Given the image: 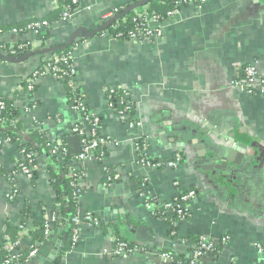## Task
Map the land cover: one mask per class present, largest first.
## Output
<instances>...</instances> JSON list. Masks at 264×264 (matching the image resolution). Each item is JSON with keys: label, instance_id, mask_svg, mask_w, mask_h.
<instances>
[{"label": "crops", "instance_id": "obj_1", "mask_svg": "<svg viewBox=\"0 0 264 264\" xmlns=\"http://www.w3.org/2000/svg\"><path fill=\"white\" fill-rule=\"evenodd\" d=\"M122 4L85 0L54 26L48 41L49 46L72 45L77 87L102 118L107 139L100 161L93 156L69 163L84 174L81 231L61 264H178L164 260L162 252L190 259L193 236L214 242L229 238L220 255L206 254L202 264H263L257 246H264V93L249 94L235 80L236 68L249 64L264 76V0H209L200 9L184 7L175 21L163 25L164 35L154 43L120 42L109 34L84 38L108 23ZM53 8L54 0H0V30L45 18ZM20 37L0 34V42L14 44ZM25 38L36 37L29 33ZM41 63L38 54L0 59V99L18 111L22 136L39 128L51 143L71 135L79 116L69 106L67 86L55 76L41 78L28 90L27 81ZM117 87L131 93L135 114L126 117L129 123L109 104L107 91ZM133 122L141 127L131 128ZM5 128L0 125L3 140ZM138 145L151 161L168 163L178 152L183 161L172 168H148L140 162ZM20 157L17 142L0 147L1 167L11 168ZM224 164L227 170H221ZM56 165L43 152L36 180L15 178L14 199H9L11 182L0 174V246L16 235L27 203L32 223L53 209L57 196L50 174ZM139 184L162 203L198 192L190 203L191 217L176 225V237L153 216ZM88 214L99 220L98 226L85 220ZM60 222L36 257L17 264H40L41 258L51 257L59 242L64 244L70 225ZM113 230L146 250L115 255ZM32 242L30 234L21 250L27 252Z\"/></svg>", "mask_w": 264, "mask_h": 264}, {"label": "trees", "instance_id": "obj_2", "mask_svg": "<svg viewBox=\"0 0 264 264\" xmlns=\"http://www.w3.org/2000/svg\"><path fill=\"white\" fill-rule=\"evenodd\" d=\"M54 1L57 3L58 7L53 9L49 16L45 18H36L27 21L25 24H23L20 27L17 26V27L0 30V34H4V33H9L14 29H19V30L25 29L29 25H33L35 23L41 24V28L39 29L38 34H36V40L40 43V46L36 50H33L31 41L25 38L26 35L30 33L28 31L22 33L20 37L21 39L16 40L14 44H6L0 42V44H2L6 48H11V46H13L14 49L18 50V52H20V54L22 55V58L18 60L26 59L30 56L38 54L42 59L41 66L42 65L44 66V65H49L50 62L53 61L55 56L60 57L65 54L66 55L73 54L72 45L59 44L55 46H49L48 41L50 38L51 30H53L54 26L62 20L64 13L75 10L85 0H79L78 3H74V0H54ZM174 4L175 3L173 0H129V2L123 3L117 9L118 23L116 21H113L105 29H97L95 31L88 32V35L84 38L87 37L89 38L96 35L103 36L105 33H109L112 36H117L121 34L123 35L121 40L127 41L129 40L128 38L129 32L133 31L137 26L136 24L137 14L136 12L130 10L132 6L137 5L136 6L137 9L141 13L146 11L148 13V17L157 15L160 16L161 19H166L167 14L172 9H174L175 7ZM125 18L127 20L126 22L123 21ZM20 47L22 48L19 49ZM0 59L6 60L1 55H0ZM70 63L72 64V61H70ZM60 66L66 69L64 65H60ZM38 69L39 71H42L40 67ZM40 77L43 78L45 77V75H41ZM75 78L66 76L64 80V84L65 86H67L69 91V106H74L77 100H84L77 87ZM126 96H128L129 98H127ZM107 98L109 104L113 106L112 108L116 115H120L124 113L126 114V117H128V116H133L135 114V105L131 98L130 91H124L118 88L117 89L111 88L107 91ZM0 100H3L6 103V110L0 115V117L4 122V126H6L5 129L7 130L8 136L12 138L13 143H16L18 141L21 142L22 144L19 146V149L24 150L26 154H33V155L38 154L39 156H42L43 152H46L50 157H52L53 161L57 163L56 172L55 173L50 172L51 173L50 184L53 187L57 196L56 204L61 205V211L58 214H60L62 217V223L66 224L68 223V221L70 222L69 228L67 229L66 235L64 237L65 251H63L64 253L56 261V264H61L64 254L67 251L75 248V246L78 243V242H74V236L76 234V231H79V233L81 231V227L75 221V219L78 218L79 210L81 208V201H80V195L75 194L74 186L75 185L80 186V183H82L83 185L84 174L82 170H78L69 166V163L71 161H74L76 156H73L71 154L67 144L68 137L73 135L75 136V134L74 133H72L71 135L66 134L60 138L63 142V145L68 149L67 154L65 156L63 155V160H61L62 156L60 155L58 156V154L56 156H53L51 154V144L46 138V133L44 131L39 129L30 133L28 137H24L21 135V130L23 126L21 121L18 122L15 126H11V122L14 119L19 118L18 111L10 101H7L2 98ZM126 117L124 116L122 121L125 123H129L130 121L128 122V120H126ZM100 119L102 120L101 117ZM101 126H102V122H101ZM104 153H105V146H101L97 150H95L94 157L100 161L101 159H103ZM0 174L3 177H5L7 180H9L12 185H14V182L11 180V177L8 175L7 169L0 166ZM37 178L38 175L36 174L32 180H36ZM139 187L142 190L141 193H143L144 196H147L146 199L149 204L155 203L156 205H158V210L153 212V216L164 220L170 226V230H169L170 234L176 237L175 235H177L176 234L177 223L182 221H187L191 217V215L187 216V218L183 220L178 214L180 197H176L174 199L176 201L175 205L168 208L165 206L164 203L158 201L157 199L150 198V196L147 195L145 189H142L140 184ZM13 190H15L14 187ZM185 193L187 192H183L182 194ZM31 211H32L31 207L29 203H27L22 213L23 221H25L31 216L32 213ZM33 223H34V228L31 232V237L33 241L32 245L27 252H23L20 248L21 252L14 259V264L25 262L31 259L30 254H31L32 246L36 245L38 242H42V244H44L53 235L52 232L51 234L49 233V235L47 236V223L45 219L34 220ZM60 223H61L60 221H57V225H59ZM18 233H19V227H17V232L14 237H11V235H9V240L13 242L16 241L18 238ZM112 233L119 240L118 242H115L113 244L114 248L118 246L119 242H125L129 246L137 245L135 243L128 242L125 239L121 238L118 231L116 232L113 230ZM189 239H191L194 243V248L192 249L191 258L186 259L185 257L184 258L178 257L172 253H168L171 256L172 261L178 264H192L193 260L195 259L194 255L199 250L201 245L204 244V242L206 244L212 242V240L209 239H207L209 241L207 242L206 238H204L203 236H193ZM225 244L222 241H220L217 242L215 245H213L212 254H214L215 256L220 255ZM9 258H10V254L4 243L2 246H0V264L6 262ZM202 258L203 257L196 260L195 264H202ZM262 260H264V257Z\"/></svg>", "mask_w": 264, "mask_h": 264}, {"label": "built area", "instance_id": "obj_3", "mask_svg": "<svg viewBox=\"0 0 264 264\" xmlns=\"http://www.w3.org/2000/svg\"><path fill=\"white\" fill-rule=\"evenodd\" d=\"M78 1L79 0H74V3H78ZM173 1L175 3L174 4L175 7L167 14L166 19H161V17L157 15L148 17V13L146 11L141 13L138 11L136 7L137 5L132 6L130 10L136 12L137 14V18H136L137 26L133 31L129 32L128 34L129 40L127 41H132L135 43L158 42L159 40L162 39L164 35L163 25L167 22L175 21L179 16L182 8L193 6L200 9L203 8L209 2V0H173ZM127 2H129V0H123V3H127ZM80 5L75 10L64 13L62 19H67L74 11H76L80 7ZM57 7L58 5L54 1L53 9ZM117 14H118V10H115L109 22L104 25L106 27L102 25L99 29L107 28L110 25V23H112L113 21H116L118 23ZM123 21L126 22L127 21L126 18ZM40 28H41V24L35 23L33 25H29L25 29H21V30L14 29L10 33L16 36H21L22 33L28 31L30 33H33L36 37V34H38ZM105 34H109V33H105ZM112 37L120 42H123L121 40L123 35L121 34ZM31 44L33 50H36L40 46V43L36 40V38L35 40H31ZM21 48L22 47H20L19 49ZM0 55L6 59L4 61H9V60L14 61L22 58L20 52L14 49L13 46H11V48H6L2 44H0ZM70 61H72V64L70 63ZM60 65H64L66 69H64ZM42 66L41 65L39 66L42 69V71H39L38 69L39 67H38L37 70L34 72V74L31 76V78L28 79L27 81L28 90L33 91L36 88L37 82L41 79L40 77L41 75H45V77L47 75H53L64 84V80L66 76L75 78L76 74H78L77 66L73 59V54L72 55L65 54L60 57L55 56L53 61L50 62L49 65H44L43 68ZM236 75L237 76L235 80V85L237 87L242 88L244 91H246L249 94L264 93V76H262L259 73L255 64L238 66L236 68ZM117 88L122 89L124 91H129L125 87H117ZM117 88H113V89H117ZM126 97L129 98L128 96ZM110 106L111 108L113 107L112 105ZM71 108L79 116L78 121L75 123L73 127L72 133H74L75 136L80 138L81 146H82V151L80 154L76 155L75 160L77 162H83L93 157L95 150H97L99 147L105 146L107 144V139L101 133L102 120L98 115H96L90 110L89 106L86 104L84 100H77L76 104L74 106H71ZM5 110H6V103L3 100H0V115ZM117 116L122 120L124 116L126 117V114L123 113ZM18 122H20L19 118L14 119L11 122V126H15ZM1 124L4 125V122L0 117V125ZM130 127L131 128L141 127V124L138 122H133L130 123ZM36 130H39V128H35L32 132ZM10 143H13L11 137L7 136L4 140L0 137V147ZM17 143L19 146L22 144L19 141ZM50 144H51V154L53 156H56L58 154V156L59 155L62 156L61 160H63V155L65 156L67 154L69 148L67 149L63 145V142L59 139L52 141ZM137 150L140 154V162L143 164V166H146L148 168H161V167L172 168L178 166L183 160V154L181 152H178L174 160L168 163H157L151 161L148 158L146 148L144 146L138 145ZM19 154L21 156L20 159H18L11 168L7 169L8 175L11 177V180L14 182V185H12V191L9 194V199H14L18 193V188L15 182V178L17 176L23 175L32 180L36 174L37 175L39 174V166L37 163V161L39 160V155L26 154L25 151L21 149H19ZM81 185L82 183H80V186L79 185L74 186V191L76 195H80L83 189L82 188L83 185L82 186ZM13 187L15 188V190H13ZM178 197H180L178 214L183 220H185L187 216L191 215L190 203L193 202V200H195L198 197V192L193 190L185 194L181 193ZM175 203L176 201L173 200L164 204L166 207L170 208L173 205H175ZM149 206L152 212L158 210V205H156L155 203H150ZM60 211H61V205L56 204L53 207V209L50 210V212H47L44 215V219L46 220L47 223V236L49 235V233L50 234L52 233L54 227L57 225V221H61L62 217L60 214H58L60 213ZM85 220L93 226L99 225V220L95 218L92 214H88ZM75 221L78 224L80 223L79 218L75 219ZM18 227H19V233L17 240L13 242L9 239H6L4 242L10 254V258L2 264H14V259L21 252L20 250L21 242L25 238H27L28 235L31 234L34 228L33 223L29 219H26L25 221L21 219ZM111 234H112L111 235L112 242L113 243L118 242L119 240L113 235V233ZM79 237H80L79 231H76V234L74 236V242H78ZM228 240L229 238H225L222 242L225 244L227 243ZM206 241L209 242L207 239ZM216 243L217 242L214 241H212L209 244H206L204 242V244H202L199 250L195 253L194 255L195 259L193 260L192 264H195L196 260L200 259L204 255L212 254L213 245H215ZM42 245H43L42 242H38L36 245L32 246L31 254H30L31 258H34L38 255L39 249ZM257 247H258L257 248L258 251L264 256V246L258 245ZM141 251H144V248H142L140 245L129 246L125 242H119L118 246L116 248H113V253L117 256H129L132 254L139 253ZM161 256L164 260L172 261V258L168 253H162Z\"/></svg>", "mask_w": 264, "mask_h": 264}, {"label": "water", "instance_id": "obj_4", "mask_svg": "<svg viewBox=\"0 0 264 264\" xmlns=\"http://www.w3.org/2000/svg\"><path fill=\"white\" fill-rule=\"evenodd\" d=\"M67 143L70 148L71 154L73 156H76L81 153L82 146H81V141L79 137L77 136L69 137L67 139ZM221 170H227V166L224 164ZM225 175L226 174L224 173L223 176L225 177ZM63 249H64V244L62 241H60L56 252H54L49 258H41L39 263L40 264H56V261L60 258L61 254L63 253Z\"/></svg>", "mask_w": 264, "mask_h": 264}]
</instances>
